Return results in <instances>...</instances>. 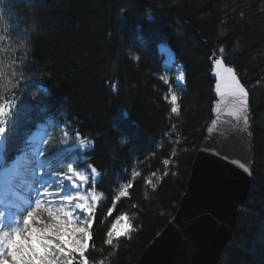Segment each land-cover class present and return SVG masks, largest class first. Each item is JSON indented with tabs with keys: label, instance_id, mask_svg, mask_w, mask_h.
<instances>
[{
	"label": "trees",
	"instance_id": "1",
	"mask_svg": "<svg viewBox=\"0 0 264 264\" xmlns=\"http://www.w3.org/2000/svg\"><path fill=\"white\" fill-rule=\"evenodd\" d=\"M7 1L24 35L28 82L0 97L13 106L6 134L16 121L18 148L41 117L53 118L91 145L86 156L100 174L92 186L100 200L89 264H134L175 215L212 118L210 57L221 47L250 95L254 149L250 192L219 264H264V0ZM161 43L185 74L179 116L166 99ZM28 85L45 92L32 112L17 116ZM7 149L10 159L11 136ZM118 181L132 187L116 200ZM122 213L136 231L114 249L104 239Z\"/></svg>",
	"mask_w": 264,
	"mask_h": 264
},
{
	"label": "snow or ice",
	"instance_id": "2",
	"mask_svg": "<svg viewBox=\"0 0 264 264\" xmlns=\"http://www.w3.org/2000/svg\"><path fill=\"white\" fill-rule=\"evenodd\" d=\"M6 3L7 0H0V20L3 19L5 11L2 5ZM218 51L221 55L212 61V72L216 80L215 92L222 98L229 99L231 103L229 115L244 126L238 129V132L242 136H250L249 92L241 83L235 68L225 64L224 48L221 47ZM176 82L184 86L183 71L176 77ZM178 100L177 93L171 91L170 112L177 116L181 110ZM12 107L11 104L0 102V204L5 203L6 196H11L13 200L10 203L16 208L17 218L9 222L6 217H0V264H89V258L85 253L89 249V242L93 239L91 229L95 218L93 204L96 197H92L90 202L88 197L81 194V185L87 183L89 178L77 171L73 163H67V171H57L61 161L76 160L77 164L85 162L86 158L85 161H81L77 152V149L83 145L81 143L78 146L75 141L68 146L53 144L48 156H44L42 148L32 147L33 139L29 134L17 148L15 147L17 122L11 121L13 131L10 136L14 145L13 150H18L21 155L15 157L7 170L12 172L17 162L21 160H23V165L22 170L16 169L7 178V192H5V164L7 144L10 138L9 134H6V125L10 122L7 117L11 115ZM32 107L27 101L21 104L22 110ZM219 110V103H217L216 111L219 112ZM19 115L20 113H17V116ZM76 137L79 138V132L76 133ZM213 154L220 155L219 152ZM221 158L227 159V156ZM41 161H46L51 165L47 171L42 170L44 163ZM163 163L168 165L170 161L165 159ZM230 163L236 164L245 173L251 175V168L245 163L239 160H233ZM34 164L36 170L33 173ZM86 171L93 176L100 175L91 166H88ZM30 173H33L34 194L28 193L27 200L22 201L19 190L29 183ZM167 174V172L164 173V175ZM137 175L139 173H133V177ZM152 175L155 176V173ZM146 183L151 185L152 189L157 187L152 183L151 178ZM131 187V182L126 183L115 199L127 197ZM17 201L21 202L17 203ZM74 213L75 219H73ZM108 214L111 215V209ZM122 221L126 222L123 232L118 230ZM69 224L75 226L68 230ZM135 231L127 214L119 215L107 230L104 244L116 249L119 247L121 236L130 240ZM66 234L71 237L70 240L65 239Z\"/></svg>",
	"mask_w": 264,
	"mask_h": 264
},
{
	"label": "water",
	"instance_id": "3",
	"mask_svg": "<svg viewBox=\"0 0 264 264\" xmlns=\"http://www.w3.org/2000/svg\"><path fill=\"white\" fill-rule=\"evenodd\" d=\"M218 57L215 53L210 57L211 68ZM211 77L215 97L212 118L193 160L185 192L175 215L134 264H219L226 245L233 239L239 211L247 201L252 182L253 115L249 95L251 135L242 136L238 129L244 126L229 115V99L215 92L212 70ZM233 160L249 166L251 175L230 163Z\"/></svg>",
	"mask_w": 264,
	"mask_h": 264
},
{
	"label": "rangeland",
	"instance_id": "4",
	"mask_svg": "<svg viewBox=\"0 0 264 264\" xmlns=\"http://www.w3.org/2000/svg\"><path fill=\"white\" fill-rule=\"evenodd\" d=\"M2 6L4 7L5 11L3 13V19L0 20V97L11 92L14 88H16V86L20 82H26V83L28 82V77L25 75L24 68L21 63V61L23 60V54L25 50L24 35L21 32V29L16 24L15 14L11 9L10 4H8V1L6 4H3ZM161 46L169 47L167 44L161 43L159 49H161ZM160 51L163 54L164 62L167 65L166 70L162 74V78L165 81H167V83L170 85L169 91L167 93V98L170 101L171 91H175L178 96L179 89L183 87L177 84L176 82V77H178L179 73L182 71V68L176 64L175 55L172 49H170V51H163L161 49ZM44 92L45 89L42 86L33 89L30 87V85H28L27 89H25V92L22 93V95L15 104V110H14L15 114L20 113L26 116L28 113L32 112V110L35 107H37L40 101V97ZM25 101L29 102L33 107L28 110H22L21 104ZM37 117L39 118L40 116ZM40 128L45 131L46 138L43 141V143L33 142V145L37 149L42 148L44 156H48L49 149L53 144L58 146H68L69 144H72L73 141H75V144L79 146L82 143L83 147H81V152H80L81 156L79 157V159L81 161H85L86 158V161L79 164H77L76 160L61 161L57 171L60 170L67 171V163H73L77 171L81 172L82 174H84L89 178L87 183L81 185L82 188L81 194L88 197L90 202L92 197H96V201L93 204V210L95 212V209L97 208L100 199L98 193H96L93 190L92 186L93 184L99 181V176H93L90 172L86 171V168L90 166L88 165V161H87L88 159L86 154L90 150L91 145L89 143L83 142V139L80 136L79 138H77L76 135H74L72 130L69 128V126L65 122L59 120H55L53 118L48 119L45 117L44 118L41 117V119L37 121V124L34 128L35 130L32 131L30 134L32 136H36L37 130ZM65 133H67V135H65ZM20 154L21 153L17 150L16 153L12 156V158L6 162L5 168L10 164L12 160L15 159L16 156ZM41 163H44V168L42 169L43 171H47L48 168L51 166L46 161H41ZM35 170H36V165L34 164L33 173ZM33 173L29 174V178H28L29 183L26 184L24 187L20 188L27 192L25 194L27 196L25 200H27L28 198V193L31 192L34 194V182L32 181ZM126 183H127L126 181L117 182V186L115 187L116 195L119 194L120 190L124 187ZM6 185H7V180H6L5 188H7ZM20 202L21 201H18V203ZM0 208H2L1 209L2 213H0V217H7L6 215L7 209L12 210L11 207L9 206L5 207L4 205L0 206ZM7 218L9 222L12 221L11 220L12 217H7ZM73 219H75V213L73 214ZM125 223L126 222L124 221L121 222V225L118 226L119 231L123 232ZM74 226H75L74 224H69L67 226V229L70 230L71 227ZM65 239L70 240L71 237L66 234Z\"/></svg>",
	"mask_w": 264,
	"mask_h": 264
},
{
	"label": "bare ground",
	"instance_id": "5",
	"mask_svg": "<svg viewBox=\"0 0 264 264\" xmlns=\"http://www.w3.org/2000/svg\"><path fill=\"white\" fill-rule=\"evenodd\" d=\"M161 49L163 50V51H170V48L169 47H167V46H161ZM35 129H33L32 131H34ZM45 138H46V134H45V131L43 130V129H38L37 130V134H36V136H32V139H33V142H35V143H43V141L45 140ZM32 147H34V145H32ZM21 155V154H20ZM13 161V160H12ZM11 161V162H12ZM10 162V163H11ZM22 165H23V160H21V161H19V162H17V165H16V168L15 169H13L12 170V172H9L8 170H7V168H8V166H6V171H5V177H6V180H7V178L10 176V175H12L13 174V172L16 170V169H21L22 170ZM7 186V185H6ZM6 190H5V192H7V188H5ZM19 193H20V195H21V197H22V201L23 200H25V198L27 197L25 194L27 193L25 190H22V189H20L19 190ZM5 200L6 201H8L9 203H8V206L9 207H11L12 208V210H10V209H7V211H6V215H7V217H12V218H17V216H16V208H14V207H12L11 206V201L13 200V198L11 197V196H6V198H5ZM17 203H18V201H17ZM4 204H0V206H3ZM5 206V205H4ZM2 208H0V213H2V210H1ZM6 217V219H7V221H8V218ZM11 218V220H14V219H12Z\"/></svg>",
	"mask_w": 264,
	"mask_h": 264
}]
</instances>
